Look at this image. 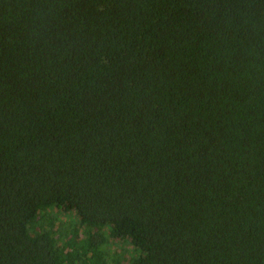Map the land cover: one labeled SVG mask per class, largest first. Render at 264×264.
<instances>
[{"label":"trees","instance_id":"obj_1","mask_svg":"<svg viewBox=\"0 0 264 264\" xmlns=\"http://www.w3.org/2000/svg\"><path fill=\"white\" fill-rule=\"evenodd\" d=\"M125 244L264 264V0H0V264Z\"/></svg>","mask_w":264,"mask_h":264},{"label":"rangeland","instance_id":"obj_2","mask_svg":"<svg viewBox=\"0 0 264 264\" xmlns=\"http://www.w3.org/2000/svg\"><path fill=\"white\" fill-rule=\"evenodd\" d=\"M133 252L134 251L131 244H125V246H114L113 248L114 264L120 262V260L122 261V264H127L129 257Z\"/></svg>","mask_w":264,"mask_h":264}]
</instances>
